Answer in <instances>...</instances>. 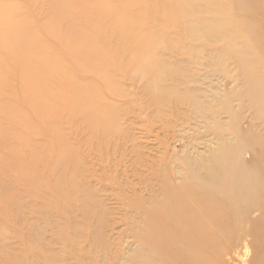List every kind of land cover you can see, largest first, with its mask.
I'll use <instances>...</instances> for the list:
<instances>
[{"label": "bare ground", "instance_id": "obj_1", "mask_svg": "<svg viewBox=\"0 0 264 264\" xmlns=\"http://www.w3.org/2000/svg\"><path fill=\"white\" fill-rule=\"evenodd\" d=\"M108 1L103 10L107 22L112 25L110 37L105 31L84 34L70 27L55 33L58 29V23H55L49 32H53L57 40L59 53L53 54L38 43L40 55H37V59L33 58L34 50L29 52L21 46L20 42L25 39L23 31L12 36L16 32V22L7 16L11 9L0 8V50L14 56L22 52L29 59L33 58L31 64L16 68L32 72L30 79L23 83L21 94L29 97L32 103L41 101V119L52 128L54 134L58 133L55 144L59 156L45 166H48L45 173L51 180L56 178V183H43L44 173L36 174L29 171L30 168L28 171L23 169L29 182V193L32 191V195L39 197L49 190L50 194L56 198L58 196L59 209L55 210L56 215L37 209L38 200L24 202L20 199L17 200L18 204L16 202L13 205L21 224L26 223L23 238L30 244L39 243L44 258L48 252L53 251L56 236L65 233L58 219L74 224L101 214L96 210L101 202L93 199L91 184L85 182V171H79L82 167L80 140L75 149L64 140L63 135H59L60 129L55 124L63 120L71 123L77 130L76 136L81 135L82 129L92 135L94 129L103 132L104 138L114 130L118 116L114 101L108 100L113 89L109 90L108 86H113L109 84L113 77L104 69L108 64V53H114L117 71L122 67L124 69L127 64L133 65L130 74L123 70L124 77L127 75L134 83H141L140 95L146 96L147 103L158 108V111L176 98L180 101L190 100L198 110L206 109L216 113L197 94L195 88H182L186 86V81L192 79V75L188 74L180 62L171 61L167 53L163 52L186 50V46L170 40L167 31L161 36L147 32L148 29L141 28L143 26H140V21L153 9V16L160 18L163 14L167 21L181 25L185 36L193 40L209 41L230 35L235 29H255L251 25V13L264 12V0H155L162 8H149L141 4L134 8V3L143 0ZM62 3L69 6L68 3ZM95 10L96 6L92 11ZM237 10L244 14L239 15ZM95 15L98 17L103 14ZM92 25L96 27L98 22ZM102 37L106 43L98 44L97 39ZM245 47L236 46L235 49L242 69L240 75L246 79L248 97L264 122V80L258 77L260 63L245 57ZM194 48L191 46L188 49L192 51ZM88 72L96 75L95 80L93 76H88ZM221 108L230 114L229 120L223 122V117L221 121L216 117L210 118L213 129L219 134H232L235 138L220 137L217 144L210 141L208 150L204 151L208 155L200 153V157L188 159L189 172L185 170L182 173L177 168L181 175H174L170 171L157 176L156 186L146 192L133 194L135 213L130 223V240L122 242L116 251L115 264H234L236 261L264 264L263 240L257 238L256 229L248 230V226L254 227L264 221V161L259 159L249 165L243 158L248 145L258 144L264 150V144L257 138V134L240 126L234 107L227 99L223 100ZM55 163L59 171L51 168ZM67 177L71 182L79 178L80 182L72 186ZM75 192L81 199L74 203ZM73 204L83 206L80 215L75 214L78 209L74 210V206H71ZM22 209L30 212L26 213ZM35 212L42 215L43 225L36 224L40 220L34 216ZM31 216L35 219H31ZM226 220L234 227L246 226V230L242 229L241 234L226 233L224 229L221 230L226 225L220 224ZM87 223L88 231L91 232L96 224L88 220ZM100 229L102 227L92 232L100 237ZM248 235L253 241L251 245L249 240H244Z\"/></svg>", "mask_w": 264, "mask_h": 264}, {"label": "rangeland", "instance_id": "obj_2", "mask_svg": "<svg viewBox=\"0 0 264 264\" xmlns=\"http://www.w3.org/2000/svg\"><path fill=\"white\" fill-rule=\"evenodd\" d=\"M62 2L68 3L69 6ZM106 4L107 0H0V8H10L7 16L16 22V32L12 36L15 37V34L17 36V33L22 31L25 33V39L20 44L29 52L34 50V59L40 55L38 43L53 54L59 53L57 40L53 37V32H49L55 23H58L55 33L70 27L73 31H82L84 34L101 30L110 37L112 25L107 22L103 10ZM140 4L149 8H162L155 0H143L133 6L136 8ZM95 6L96 10L93 12ZM236 12L241 16L244 14L238 10ZM95 14L103 15L97 17ZM251 14V25H254L255 29H235L230 35L209 41L193 40L185 36L181 25L167 21L163 14L160 18L153 16V9L140 21V26H143L141 28L148 29L147 32L161 36L167 31L170 40L180 46H186V50L163 52L167 53V58L171 61L180 62L188 74L192 75V79L186 81V86L182 88H195L197 94L207 101L216 113L206 109L198 110L190 100L180 101L176 98L171 99L166 107L158 111V108L147 103L146 96L140 95L141 83H134L127 75L124 77L123 70L130 74L133 65L127 64L124 69L122 67L117 71L114 66V53H108V64L104 69L109 71L112 80L114 79L109 82L114 87L108 86L109 90L113 88L108 100L114 101L118 116L114 130L104 138L103 132L94 129L92 135L82 129L81 135L76 136L77 130L71 123L63 120L60 124H55L60 129L59 135H63L64 140L75 149L80 140L78 151L82 167L79 171H85V182L91 184L93 199L101 202L102 206L99 203L100 206L96 209L101 214L74 224L58 219L65 233L63 236H56L53 251L48 252L46 258L42 257L39 243L30 244L23 238L27 229L26 223L21 224L13 205L20 199L24 202L38 200L37 209L56 215L55 210L59 209L58 196L56 198L49 190L39 197L32 195V191L29 193V182L23 169L28 171L30 168L32 173H44V179L40 178L43 183H56V178L51 180L45 173L48 168L45 166L54 157L59 156L55 144L58 133L54 134L52 128L41 119V101L32 103L29 97L21 94V87L30 79L32 72L16 68L31 64L33 58L29 59L22 52L14 56L0 50V264H115L116 251L120 249L122 242L130 240V223L133 222L135 213L133 194L146 192L156 186L157 176H163L170 171L174 175H181L178 174L177 168L183 171L182 173L185 170L186 173L189 172L188 159L200 157V153L208 155L204 151L208 150L211 142L219 143L220 137L235 138L226 132L219 134L213 129L210 120L215 117L220 121L223 117V122L229 120L230 114L221 108L224 99L233 105L240 126L257 134V138L264 144V122L255 112L248 97L246 79L240 75L242 69L235 55L236 46H246L245 57L260 63L258 77L264 80V12ZM68 17L71 18L67 19ZM96 21L98 26L94 27L92 23ZM97 43L106 42L102 37L97 39ZM107 44L110 46L109 42ZM191 46L195 47L192 51L188 49ZM115 71L117 73H114ZM88 76H93L92 79L95 80L94 73L88 72ZM243 158L249 165L259 159L264 161V150L258 144L248 145ZM53 165L51 168L59 171V166L56 163ZM69 180L67 177L72 186L80 182L79 178L73 182ZM79 199L81 196L75 192L74 203ZM19 204L22 206V203ZM80 205H71L74 210L78 209L75 214L80 215L83 212V206ZM37 213L35 212L34 216L40 220L36 223L40 225L43 222L42 215ZM104 213L106 214L103 215ZM35 217L31 216V219ZM87 220L96 224L91 228L94 232L102 227L100 237L99 234L88 231ZM220 224L226 225L221 230L224 229L229 234H241L246 230V226L234 227L229 220ZM253 228L257 230V238L264 243V221L254 227L248 226V230ZM245 239L249 240L250 245L253 243L251 236L248 235ZM250 249L253 250L252 247ZM233 263L244 264L238 261Z\"/></svg>", "mask_w": 264, "mask_h": 264}]
</instances>
